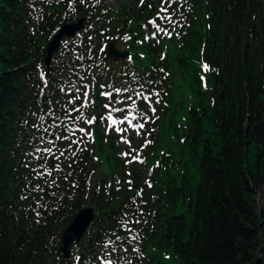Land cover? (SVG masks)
Masks as SVG:
<instances>
[{"label": "trees", "instance_id": "trees-1", "mask_svg": "<svg viewBox=\"0 0 264 264\" xmlns=\"http://www.w3.org/2000/svg\"><path fill=\"white\" fill-rule=\"evenodd\" d=\"M82 17L46 76V45ZM152 19L163 33L150 38ZM263 26L261 0H145L116 12L104 0H0V264H140L139 252L156 264H255L257 254L264 264ZM108 37L130 55L105 59ZM183 85L209 99L179 120L168 105ZM148 101L165 103L176 150L155 147L153 187L139 198L141 176L128 181L99 117L119 103L143 118ZM80 127L79 147L55 138ZM85 205L94 218L63 260L60 235Z\"/></svg>", "mask_w": 264, "mask_h": 264}, {"label": "rangeland", "instance_id": "rangeland-1", "mask_svg": "<svg viewBox=\"0 0 264 264\" xmlns=\"http://www.w3.org/2000/svg\"><path fill=\"white\" fill-rule=\"evenodd\" d=\"M109 6L113 10H118L120 7H128L134 6L138 0H105ZM141 1V0H140ZM264 3V0H262ZM155 24V21L152 22ZM201 77H204V74H201ZM177 84V83H175ZM193 89L195 91H193ZM198 90V93L196 92ZM206 91L203 89L201 92L196 85H193L192 88H189L185 85L180 89H176L174 91V99H173V108L172 112L175 116H183L186 108L192 105L194 100H201L204 104H207L208 96L205 95ZM182 103V106H181ZM111 115L113 120H116L117 123L111 124L108 117ZM104 120V129H111L115 131L118 135H121L120 142L127 148L128 152H124L121 154L122 159L126 161H130L132 159V166L138 171L143 173V184L146 183L149 178L151 168L148 164H146V154L147 151H151L154 145V141H156L157 136L153 135V127L150 126V122H145V127L143 129L139 128L138 125L141 123L137 119H134V115L131 113L123 111V114L115 115V112H111L103 117H100ZM143 123V122H142ZM133 126H136L135 128ZM83 129V128H82ZM71 139L74 144L81 145L85 140L84 131H80V133L76 134V138L68 137ZM160 142V138H157ZM164 137L162 138V140ZM146 141H151V143H146ZM127 154V155H125ZM262 201H264V190L260 191V199L259 203L261 205ZM259 205V206H260Z\"/></svg>", "mask_w": 264, "mask_h": 264}, {"label": "water", "instance_id": "water-1", "mask_svg": "<svg viewBox=\"0 0 264 264\" xmlns=\"http://www.w3.org/2000/svg\"><path fill=\"white\" fill-rule=\"evenodd\" d=\"M84 19H80L73 24H66L63 25L57 34L54 36L52 41L46 47V56L44 62L46 66H48L50 58L52 54H54L60 44V40L62 37H72L76 33L83 28ZM125 54L116 51L113 47V44L110 43L107 46L105 57L108 59H113L115 61L119 60L120 58L124 57ZM93 217L92 208L87 207L79 211V213L75 216L73 221L65 228L63 234L61 235V242H60V251L63 253L65 258L69 255L70 245L73 240L79 242L82 234L86 230V227L89 225L91 219ZM261 260L258 257L255 261V264H260Z\"/></svg>", "mask_w": 264, "mask_h": 264}, {"label": "snow or ice", "instance_id": "snow-or-ice-1", "mask_svg": "<svg viewBox=\"0 0 264 264\" xmlns=\"http://www.w3.org/2000/svg\"><path fill=\"white\" fill-rule=\"evenodd\" d=\"M144 3V0H141V4H143ZM162 10H166V9H162ZM150 23H151V21H150ZM127 38V37H126ZM204 70L205 71H207L208 70V65L207 64H205L204 66ZM201 79L203 80V77H201ZM117 91H120L119 89H117ZM104 95H110V94H108V93H105ZM157 95H159L158 93H157ZM84 97H85V99H87V97H88V93L87 92H85L84 93ZM131 99V98H130ZM157 103H159V101H156ZM69 103H71V101H69ZM105 107L107 108L108 107V105H105ZM77 111H79V109H76ZM116 111H122L121 109H117ZM151 111L153 112V113H155V108H152L151 109ZM80 117H77V119H79ZM108 119H109V121H111V124H115V123H117V121L116 120H113L112 119V117H111V115H109V117H108ZM89 124H91L93 121L92 120H88L87 121ZM154 122V121H153ZM138 127L139 128H141V129H143L144 127H145V125H144V123H141V124H139L138 125ZM80 131H84V129H80ZM60 137H57V139H59ZM66 138V137H65ZM146 143H151V141H146ZM39 150V149H38ZM46 151H51L50 149H46ZM125 155H127V154H125ZM149 186H151V185H149Z\"/></svg>", "mask_w": 264, "mask_h": 264}]
</instances>
